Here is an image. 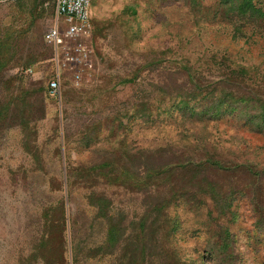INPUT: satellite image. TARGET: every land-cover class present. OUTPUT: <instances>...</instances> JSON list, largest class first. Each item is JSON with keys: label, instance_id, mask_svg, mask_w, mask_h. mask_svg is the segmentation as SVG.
<instances>
[{"label": "rangeland", "instance_id": "374dc122", "mask_svg": "<svg viewBox=\"0 0 264 264\" xmlns=\"http://www.w3.org/2000/svg\"><path fill=\"white\" fill-rule=\"evenodd\" d=\"M91 11L88 61L61 56L58 68L45 39L54 4L0 0V264H131L135 251L145 264H216L210 238L229 243L226 264H264V133L177 108L199 86L264 103V21L235 39L179 0H91ZM143 105L153 122L135 118ZM110 225L124 229L116 248Z\"/></svg>", "mask_w": 264, "mask_h": 264}, {"label": "trees", "instance_id": "16d2710c", "mask_svg": "<svg viewBox=\"0 0 264 264\" xmlns=\"http://www.w3.org/2000/svg\"><path fill=\"white\" fill-rule=\"evenodd\" d=\"M33 1L38 2L40 6H44L46 3L45 0ZM179 1H182L192 14L200 17L203 20H207L209 16L213 14V19L220 18L222 21H227L229 24H232L235 39H241V37L246 36L244 28L247 24L259 23L261 20L264 21V0H216L217 9H214L215 11L213 12H206V8L203 5V3L208 0ZM148 9L154 12H151L152 14L157 13V10L152 9L151 5L148 6ZM128 10L129 12L131 11V13L136 14V10L134 7L129 8ZM133 34L139 36L140 31L138 30L137 33ZM1 68L2 65L0 64V69ZM199 87L200 88H198V92L189 93L187 95L188 98H190L189 100L185 98L181 100L177 105V108L183 113L184 116L187 115L193 117L201 122H219L226 119L227 117L238 116L239 118L245 119L247 126L253 131L264 133V103H262L260 106H253L252 103L254 102L252 99L245 97H236L233 92H229L226 90L219 91L216 88L209 89L208 87L203 86ZM193 101L196 102L195 105L192 104ZM202 102H206L208 104H203L202 110L197 111V106H199V104H201ZM136 117L144 124L153 122V117L149 113L148 107L146 105H143L141 107L135 118ZM122 150L124 151V149ZM140 156H145L144 152H140V155L138 157ZM105 165L107 164L104 163L100 167L103 168ZM169 169L168 167H164L162 171H154L145 179L138 180V185H141V187L139 188H143L144 185L149 186L150 184L158 180L161 176H170L172 174V171ZM91 170L94 169L92 168ZM145 181L146 184H144ZM210 191L213 193V198L215 197L214 200L216 202L219 203L221 201V206H223L222 210L223 212H225V207L227 206L225 205V203L228 202V200L221 198L217 194V190L211 188ZM187 196L188 195H181L180 197L186 199ZM193 200L189 198L187 199L188 202H191ZM163 212L165 214V207H160L159 213ZM100 215L104 218L107 217L103 209L100 210ZM176 219L172 220L174 225H177L179 223ZM177 231V227H174L171 231L168 232V236L175 235ZM123 233L124 229L121 225H110L109 242L111 244V247L116 248L118 246ZM219 242H214L213 238L208 239L206 253L212 258L213 261L216 262V264H226V255L229 248V243L225 240H222V242L220 243ZM132 255L133 257L131 264H145V260L141 261L142 258L144 259V253H142V256H137V252L135 251ZM177 260L179 261V259H175V262ZM178 261L176 264H179Z\"/></svg>", "mask_w": 264, "mask_h": 264}, {"label": "built area", "instance_id": "2783aa9c", "mask_svg": "<svg viewBox=\"0 0 264 264\" xmlns=\"http://www.w3.org/2000/svg\"><path fill=\"white\" fill-rule=\"evenodd\" d=\"M56 7L55 26L46 34V40L53 45L55 61L58 68L61 56L66 61L83 66L89 59V50L81 39H86L91 33V0H45ZM60 17H64V24L60 23ZM65 27V28H64ZM64 28V30H62ZM64 39L73 41L74 46L65 44ZM32 73L33 69L26 70ZM60 78L54 79L50 84V92L54 96L60 94Z\"/></svg>", "mask_w": 264, "mask_h": 264}]
</instances>
